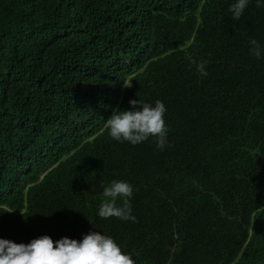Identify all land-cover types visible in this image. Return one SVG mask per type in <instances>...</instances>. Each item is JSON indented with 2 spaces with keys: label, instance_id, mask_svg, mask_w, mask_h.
Listing matches in <instances>:
<instances>
[{
  "label": "trees",
  "instance_id": "obj_1",
  "mask_svg": "<svg viewBox=\"0 0 264 264\" xmlns=\"http://www.w3.org/2000/svg\"><path fill=\"white\" fill-rule=\"evenodd\" d=\"M233 2L0 0V238L97 231L135 264H264V8L237 21ZM132 99L166 105L165 150L108 135ZM113 180L135 222L97 216Z\"/></svg>",
  "mask_w": 264,
  "mask_h": 264
},
{
  "label": "clouds",
  "instance_id": "obj_2",
  "mask_svg": "<svg viewBox=\"0 0 264 264\" xmlns=\"http://www.w3.org/2000/svg\"><path fill=\"white\" fill-rule=\"evenodd\" d=\"M250 0H234L228 12L232 20H239L245 13ZM257 8H264V0H255ZM250 55L264 60V50L258 42L250 41ZM197 73L207 77V61L193 60ZM130 87V86H129ZM130 110L114 109L105 121L108 135L117 142L136 146L150 138L157 149L163 151L170 146L169 127L165 121L166 105L156 100L154 104L139 99L129 101ZM133 185L125 180H113L102 190V201L97 216L108 220L113 217L121 221L135 222L131 200ZM118 201L122 202L118 204ZM0 264H135L132 257L122 252L117 242L108 235L92 231L82 240L61 238L55 242L48 235L32 239L29 243H15L0 238Z\"/></svg>",
  "mask_w": 264,
  "mask_h": 264
}]
</instances>
